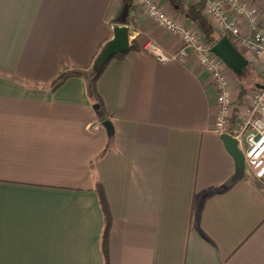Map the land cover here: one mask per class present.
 I'll return each instance as SVG.
<instances>
[{
    "label": "crops",
    "instance_id": "1",
    "mask_svg": "<svg viewBox=\"0 0 264 264\" xmlns=\"http://www.w3.org/2000/svg\"><path fill=\"white\" fill-rule=\"evenodd\" d=\"M245 1L264 31V0ZM126 4L0 0V264H103L97 181L114 218L110 264H264V180L213 130L218 94L195 56L160 62L145 49L180 46L145 9L129 25L140 49L97 81L115 133L100 123L86 83ZM220 66L237 93L236 73ZM66 69L83 75L50 90Z\"/></svg>",
    "mask_w": 264,
    "mask_h": 264
},
{
    "label": "built area",
    "instance_id": "2",
    "mask_svg": "<svg viewBox=\"0 0 264 264\" xmlns=\"http://www.w3.org/2000/svg\"><path fill=\"white\" fill-rule=\"evenodd\" d=\"M140 1L150 18L177 36L180 42L179 48L174 51H166L153 41L147 42L145 49L160 62L181 60L191 54L195 56L200 67L210 74L218 94L213 130L235 138L244 155L246 175L255 180H264V89L253 91L244 102L246 104L234 113L237 96L220 66L223 60L212 53L201 35L186 25L178 24L157 2ZM192 1H204L205 16L209 17L215 28L223 34H229L240 52L247 51L262 62L264 77V31L255 7L245 0Z\"/></svg>",
    "mask_w": 264,
    "mask_h": 264
},
{
    "label": "trees",
    "instance_id": "3",
    "mask_svg": "<svg viewBox=\"0 0 264 264\" xmlns=\"http://www.w3.org/2000/svg\"><path fill=\"white\" fill-rule=\"evenodd\" d=\"M169 5L173 8V10L179 14H183L186 16L190 23L195 26L199 32L201 33V36L203 37L204 41L209 45V47H212L218 40H220L223 36L227 35L231 40L233 41L232 37L229 34H223L219 30H217L214 26V24L211 22L209 17L205 16L204 9H205V2H197V3H187L182 0H166ZM134 0H127L126 9L124 11V16L118 20H116V23L122 24V25H130L134 26L133 18H134V11L135 6ZM140 47L137 44V40L133 39L131 41L130 48L127 52L132 50H139ZM125 53H119L114 55L110 60L113 58H123L127 54ZM108 60L105 65L102 67L101 70H99L97 73H93L92 77L89 79L87 84V93L90 101L93 104H99L100 107L98 108V119L100 123H103L106 120H111L109 114L107 113L105 109L104 102L102 100V97L99 96V92L97 89V81L99 77L101 76L102 72L106 68L107 64L110 62ZM248 71H252L255 73L253 62L249 61L248 66L242 70L241 73L236 74V78L238 79L239 83V94H238V103L242 104L243 99L251 89H264V78L260 77L261 74L256 73L259 81H253V82H247V76H245V73L247 74ZM83 73L80 70L76 69H66L64 71H61V73L58 75V77L51 83L49 86L50 90H56L61 84H63L68 78L73 76H82ZM259 86H263V88H259ZM113 138V137H112ZM109 148V147H108ZM108 148L106 147L102 154L99 156L98 160L94 163H92V166L95 164H98L100 161V158H102L105 153L107 152ZM95 185V191L98 195L99 204L101 208V212L103 214V229L100 239V247L103 257V264H110V232L113 224V215L111 211V207L108 201V197L106 194V191L104 189L103 184L100 181H97Z\"/></svg>",
    "mask_w": 264,
    "mask_h": 264
},
{
    "label": "water",
    "instance_id": "4",
    "mask_svg": "<svg viewBox=\"0 0 264 264\" xmlns=\"http://www.w3.org/2000/svg\"><path fill=\"white\" fill-rule=\"evenodd\" d=\"M112 32H114L113 38L105 43L96 57L92 67V73H97L101 70L105 63L114 55L125 53L130 48L132 40L130 39V27L128 25L117 24L113 27ZM229 39L230 38L227 35L223 36L211 47V51L220 57L234 73L239 74L248 66L249 60ZM259 88H263V86H259ZM99 107V104H95L96 109ZM102 125L107 131L106 134L109 136H112L115 133L114 124L111 120L104 121ZM222 138L227 143L231 154L235 157L237 167L244 170V155L238 147V143L235 138L227 134L222 135Z\"/></svg>",
    "mask_w": 264,
    "mask_h": 264
},
{
    "label": "rangeland",
    "instance_id": "5",
    "mask_svg": "<svg viewBox=\"0 0 264 264\" xmlns=\"http://www.w3.org/2000/svg\"><path fill=\"white\" fill-rule=\"evenodd\" d=\"M133 6H135V10L136 11H141V10H144V8H143V5L141 4V1L140 0H134V5ZM213 23V22H212ZM214 24V23H213ZM215 26V25H214ZM195 33L197 32V34L198 35H201V33L199 32V30L198 29H196V27L195 26H192V28H191ZM217 30H218V28H217ZM254 67V66H253ZM255 70V69H254ZM256 73H259V74H261V76L260 77H263L262 75V71H261V73L260 72H257L256 70H255V73L254 72H252V71H248L247 70V74L245 73V76H247V82H255V81H259V79L257 78V77H255V76H257V74ZM237 77V76H236ZM264 78V77H263ZM237 81H238V79H237ZM238 85H239V83H238ZM230 86H231V84H230ZM231 89L233 90V88L231 87ZM240 88H239V86H238V91H237V93H235L236 94V96H237V106L235 107V109H234V113L235 112H238V110H239V108H240V106H242V105H244V104H246V103H244V102H246V99H247V97H248V95H250L253 91H255V89H251V90H249V92L247 93V95L245 96V98L243 99V102H242V104H239L238 102V94H239V92H240V90H239ZM234 91V90H233Z\"/></svg>",
    "mask_w": 264,
    "mask_h": 264
}]
</instances>
